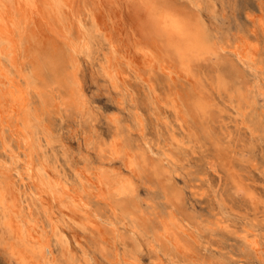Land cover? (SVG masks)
I'll return each mask as SVG.
<instances>
[{
	"label": "bare ground",
	"instance_id": "6f19581e",
	"mask_svg": "<svg viewBox=\"0 0 264 264\" xmlns=\"http://www.w3.org/2000/svg\"><path fill=\"white\" fill-rule=\"evenodd\" d=\"M141 2H142V5H144L145 3L155 2V0H141ZM169 2L173 5L172 12L178 18L182 26L183 34L181 37H177L175 39H171L168 35L162 34L156 27V22H155L152 11L148 8L143 7V12L147 17L145 24L149 26H147L148 28L146 27L147 34H144L146 35L144 37L147 38V42L143 44L142 46H140L139 50H140V56L143 60V69L141 70L147 73V75L149 74V77L145 79L142 78V79L149 81L153 77L164 76L166 74L171 75L173 73H178L180 75L182 72H184L183 73L184 75H186L187 77L189 76V78L190 76H192L195 78V80L197 78L199 82L201 81V78L199 76L200 68L204 66H212V67H218L221 70H224L222 71L223 73H227V75L223 74L221 78H218V75L216 74L218 78V82H217L218 85L224 86L228 82V80H233V81L237 80L240 74L238 66H236L234 63H230V60L226 57L227 55H225V51L227 48L223 44H219L220 42L218 43L217 41H214L211 38L208 32V29H207L208 27L204 26L205 23L203 19L201 18V15L199 14V12L192 7L188 8L186 6L180 5L178 0H169ZM83 8H87V5L85 4V0H0V140L2 141L1 143L4 144L5 151H7L8 148H10L11 150L10 163H8V161L6 160L0 159V224H1L0 229H3L4 231H6L7 235L11 239L10 240L11 250L9 249L11 252L10 255H12L15 258L14 260H16L18 264H63L64 261L67 264H85L86 261L84 262L83 258L75 254V251H74L75 246L72 247L69 241L70 238H68L67 230L69 229L67 228L71 227L72 225L73 226L76 225L79 228L83 229L84 231L89 232V235H91V237L93 236V240L99 246L97 248L105 251V250H108L107 249L109 247L108 244H111V246L115 248L114 257H117V255L119 256L118 251H117L118 242H120L119 244L122 243L124 245H127V241L132 240L131 244L133 247L136 248L135 249V252H136L137 247H138V242H139V239L137 237L139 235L142 237L145 235H149L150 248H151L150 250L155 253V258H154L155 264H204V261L201 260L203 257L199 259L200 253H195L194 251L195 246L192 242L194 240L193 232L197 230V226H193L192 224V222L194 221V216H191L189 215V213H187L188 212L187 205H186L187 203L185 201L186 199L183 193L184 190L182 191L177 186V184L175 183L173 179V171H174L173 168L175 167L173 162L175 164L177 163H176V160L172 156L170 157L167 155L168 157L166 156L165 158L162 157V159L156 160L151 155L148 154L149 156H145L142 153L141 156L139 157V153H136L134 149L133 150L135 152H132V150H129L128 148L129 145L124 144V141L121 142V141L115 140L116 143L114 145V149L111 147L113 149L114 154L110 157V159L121 158L125 166L124 168H117L116 166L113 165V163L107 162L106 160L104 161L103 159L105 157L109 158L108 156H106V153L104 152L100 154V161L98 163L93 164V162H85V164H83L79 168H76L74 179H71L65 176L61 177L59 172L56 171L58 169L55 170V168H52L49 164V158H48L47 152L43 147L42 137H44L48 143L54 140L53 138H52L53 140H50L51 134H50L49 128L51 124L53 123V118L51 115L56 114V113L69 112L73 110L71 113L79 116L84 113V109L86 107V98L84 96L85 91L84 92L82 91L83 90L82 72H81L82 66L80 62V54L84 52L86 48H89L93 34H92V31L84 24L83 19L81 17V10ZM262 25H263L262 29L264 33V24ZM237 38H238L237 41H234V44L232 43L233 45L231 47V51L234 53V56L236 57V59L241 60L244 63L250 62L251 64H255L257 61L258 50H259L256 36L248 35L244 37L243 35L241 37L238 34ZM112 47L113 49L116 47V45L113 42H112ZM213 57L216 58L215 62H212ZM105 71L107 72L109 78L111 79L113 86L116 87L115 89L119 87V80L121 79V77H123V79L126 78L124 76V72L122 71L119 73H114L113 75V72H111V67H107ZM209 75H211V73ZM164 80H166V77ZM134 85H136V83ZM194 86H197V85H194ZM173 87L175 88V86ZM194 90H197V92L194 93L193 91L189 90L193 92L194 95H192L191 97H188V100L185 99L186 105L188 108L186 111L192 116H195L198 118L199 117L204 118L206 116L208 117L209 112H210L209 108L214 106L215 104L214 105L211 104L210 106V101L208 97H206V95L203 93V91L200 88H196V89L194 88ZM184 95H185L184 93L182 94L177 93L174 95V97H172L171 100L168 99V101L165 103V104L168 103L169 105L171 104L172 106H174V108L177 110V112L181 116H182V113H180L181 110H180L179 98ZM227 95H228V92H227ZM167 98H168V95H167ZM246 98L247 96L244 97V99ZM256 101L257 100L254 99L255 103ZM181 105H182V101H181ZM237 107H238V104H237ZM89 111L91 112V110ZM214 116L209 117V118L206 117V118L209 120L210 118L211 119L213 118V121H214ZM71 117H72V114H71ZM129 117H130V114H129ZM92 120H93V117H92ZM117 121H114V122H117ZM127 123L126 125H128ZM83 125L85 126L84 123ZM113 126L115 127V125ZM197 127L199 128V126ZM119 129L122 130L119 127L118 132H119ZM230 129H233V128H230ZM207 130L209 131L210 129H207ZM199 131H200V128H199ZM220 131H222V129ZM223 133L225 134V132ZM7 136H11L16 141L17 147L20 149L19 151L17 152L14 151V149L11 147V144L6 141ZM221 137L223 136L221 135ZM84 139H86L85 136H84ZM170 139H173V138H170ZM216 139L218 140V138ZM102 140H99V141H102ZM222 140L224 141V139ZM84 141L85 143L87 142L86 140ZM85 143L83 144L84 146H85ZM90 143L92 144V141H90ZM213 143L214 145H216L215 142ZM203 145L204 144H201V147ZM203 149H206V148L204 147ZM247 149H248V146H247ZM157 150H159L158 147H157ZM242 151L243 150H240V148L235 147V146L234 147L231 146V148L228 147V149L226 148H223V150L220 149L219 152L215 156H209L207 165L213 171L217 172V166L227 161L228 164H225V166L227 167L226 171L229 172L227 173V175H228V178L232 182V186L238 191V193L239 191H244L246 192V197L247 195H250L253 197L255 193L254 192L252 193V191H250L251 189H249L248 187L250 185H245L244 184L245 182L243 183L241 181L242 179L241 177H239L240 175L238 176V174L233 171L234 169L233 168L234 166L233 165L234 164L233 155H240ZM206 152L209 153L208 151ZM197 154L199 153H196L195 155ZM250 155L251 154L249 153V156ZM254 156L255 155H253V157ZM140 158H143V159H140ZM20 160H22V162H20ZM247 162H250V161H247ZM253 162L251 163L254 164ZM20 165L22 167H20ZM254 165H256V163ZM255 169L256 168H254V170ZM13 170H15L16 173L18 174L17 178L14 177V173L12 172ZM139 172H145L148 175H151L152 177L157 178L158 181L162 184V187L164 186L163 190H164L165 200L167 203L165 207L166 213L164 211V214H163V212H159L157 211V209L154 210V208L152 207L148 209V206H149L148 203L143 204L144 202L142 203L139 200L138 198L139 190L137 186L138 181H136V178H135V176L140 174ZM242 172L243 171H241V173ZM251 173L255 174L256 172H251ZM25 177H27L28 180L25 181ZM214 178L215 177L211 179H214ZM141 181L143 180L141 179ZM249 184L251 183L249 182ZM22 185H25L27 187V191H28L27 194H25L26 188H24V190L21 191L20 186ZM150 186L152 187V185ZM196 187L198 188L194 190V193H197L200 196L208 193L207 192L208 189L205 188V185H203V183H200L199 185L195 186V188ZM249 199L251 198L249 197ZM147 200L149 201V199ZM225 205L223 203V206ZM220 210H221V207H220ZM226 213H228V211ZM236 213L238 214V211H236ZM240 215L242 214L239 213V216ZM254 219H256V216ZM225 223H227L226 218L224 217L217 218L218 226H221V227L224 225L230 226ZM244 223L247 224L246 221ZM198 224L203 225V223H198ZM73 230H75V228ZM243 232L244 233L241 236L252 247V249H254L257 252V250L260 249V244H261V241L259 239L260 236L258 237L255 231L251 232V231L244 230ZM203 237L205 236L203 235ZM243 238H240V239H243ZM239 241L241 242V240ZM82 242L85 243L84 241ZM196 242H199V241H196ZM156 243H160L159 247L156 246ZM55 247H59L60 258H57L54 255ZM262 248L264 249V247ZM172 249L173 251H171ZM210 249L211 248H209V250ZM219 251L221 250L219 249ZM238 251L240 250L238 249ZM130 253H133V252L130 251ZM84 254H85L84 259H87L86 253ZM126 254L127 253H125L124 255L125 256L124 259H128V256L126 258ZM190 255H193V256L190 257ZM252 255L254 254L252 253ZM164 257L167 259H165Z\"/></svg>",
	"mask_w": 264,
	"mask_h": 264
},
{
	"label": "rangeland",
	"instance_id": "374dc122",
	"mask_svg": "<svg viewBox=\"0 0 264 264\" xmlns=\"http://www.w3.org/2000/svg\"><path fill=\"white\" fill-rule=\"evenodd\" d=\"M178 2L182 6H186L188 8L192 7L195 10H197L205 23L204 26L208 27L206 28L208 29V32L211 38L214 41H217L218 43L220 42L219 44H223L227 48L225 51V55H227L226 57L230 60V63H234L236 66H238V69L240 71V74L237 80L235 81L228 80V82L226 83L227 85L226 84L224 85L225 87L218 85L217 83L218 78H221L223 74L227 75V73H223L222 71L224 70H221L218 67H212V66H204L200 68V71H199L200 74L199 73L198 74L201 78V81L199 82L197 78L195 80V78L192 76H190V78L189 76L187 77L186 75L183 74L184 72H182L180 75L178 73H173L171 75L166 74L164 76L153 77L151 80H149L150 82L147 80H143L142 78L144 79L148 78L149 74L147 75V73L141 70L143 69V60L140 56L139 49H140V46H142L143 44L147 42V38L144 37L146 35L144 34H147V28H148L147 26L149 25L145 24L147 17L143 12L141 0H92V1L85 0V4L87 5V8H83L81 10V17L83 19L84 24L92 31V34H93L89 48H86L85 51L80 54V62L82 66L81 67L82 86H83L82 91L83 92L85 91L84 96L86 98V107L84 109V113L79 116L71 113L73 110L69 112L56 113V114L51 115L53 118V123L51 124L49 128V131L51 134L50 140H53V139L54 140L48 143L45 140V138L42 137L43 147L47 152L50 166L52 168H55V170L58 169L56 171L59 172L61 177L65 176L71 179H74L75 177L76 168H79L80 166L85 164V162H93V164L98 163L100 161V154L102 152L106 153V156L109 157V158L105 157L103 159L104 161L106 160L107 162L113 163V165L116 166L117 168H124L125 166L121 158L110 159V157L114 154L113 149L116 143L115 140L121 141V142L124 141V144L129 145L128 147L129 150H132V152L136 151V153H139V157L141 156L142 153L145 156L151 155L156 160L162 159V157L165 158L167 155L170 157L172 156L176 160V163H177L175 164L173 162V164L175 165V167L173 166L174 167L173 168L174 169L173 179L175 183L177 184V186L182 191L184 190L183 193L186 199L185 201L187 203L186 204L187 211H188L187 213H189V215L191 216H194V221H193L194 223L192 221L191 222L193 226H197V230L193 232L194 240L192 242L195 246L194 248L195 253H200V255L202 253L203 255V256L199 255L200 257L199 259L203 257L201 260L204 261V264H226V263L227 264H264V251H263L264 249L262 248L264 247V239H263L264 238L263 237L264 236V204H263L264 203V108H263L264 107V79H263L264 78V33L262 29V26H263L262 24H264V3H262V0H203V1L202 0H199V1L198 0H178ZM238 34L241 37L243 35L244 37L248 35L256 36L259 50H258L257 61L255 64H251L250 62L244 63L243 61L236 59V57L234 56V53L231 51V47L234 44V41H237L238 39L237 38ZM112 42L116 45L114 49L112 47ZM215 61H216V58L213 57L212 62H215ZM107 67H111V72H113V75L114 73H119L121 71L124 72V76L126 78L123 79V77H121V79L119 80V87H117V89H115L116 87L113 86L111 79L109 78L107 72L105 71ZM210 73L211 75H209ZM216 74L218 75V78ZM201 76L202 77L204 76V77L202 78ZM210 76L212 77V79ZM165 77H166V80H164ZM188 81L189 82L191 81V82L189 83ZM135 83L136 85H134ZM111 85L113 86V88ZM194 85H197V86H194ZM173 86H175V88ZM194 88L195 89L200 88L203 91V93L206 95V97H208L210 101V106L211 104L212 105L215 104L214 106L209 108L210 109L209 115L208 117L206 116L207 118H209L215 115L217 118L214 116V121H213V118L212 119L210 118L209 120L206 117H204L205 118L204 119L202 117L198 118V117L192 116L186 111L188 108H187L185 99L188 100V97H191L192 95H194L193 92L194 93L197 92V90H194ZM223 89L226 91H224ZM227 92H228L229 97L231 98L228 97ZM174 93L175 94L177 93L185 94L184 96L179 98L180 110H181L180 113H182V116L177 112L174 106H172L171 104L170 106L168 103L165 104L168 101V99L171 100L172 97H174L175 95ZM167 95H168V98H167ZM246 96L247 98L244 99V97ZM254 99L257 100L256 103L254 102ZM181 101H182L183 107L181 105ZM237 104H238V107H237ZM89 110H91V112ZM243 110L245 111V113ZM157 112L159 113V115L160 114L161 115L159 116ZM235 112L237 115L235 114ZM71 114L73 118L71 117ZM129 114H130L131 119L129 117ZM239 116H241L242 118ZM92 117H93V120H92ZM136 118L138 121L136 120ZM114 121H117V122H114ZM83 123L85 124V126L83 125ZM88 123L90 126L88 125ZM126 123L128 125H126ZM248 123H250L251 125ZM113 125H115V127ZM197 126H199L200 131ZM119 127L122 130L119 129V132H118ZM136 127L139 129H137ZM206 128L210 130L208 131ZM230 128H233V129H230ZM221 129L222 131H220ZM120 131L123 133H121ZM223 132H225V134ZM221 135L223 137H221ZM84 136L86 139H84ZM153 138L156 140H154ZM170 138H173V139H170ZM214 138L215 139L218 138V140L220 141H218L217 139L215 140ZM83 139L87 141L86 142L87 145ZM222 139H224V141ZM99 140H102V141H99ZM6 141L11 144V147L14 149V151L17 152L20 150L17 147L16 141L11 136H7ZM90 141H92L93 145L90 143ZM153 141L156 143V145ZM1 142L2 141L0 140V159L6 160L8 161V163H10L11 150L10 148H8V150L5 151L4 144ZM213 142H215L216 145H214ZM84 143L86 147L83 145ZM201 144H204V145L201 147ZM231 146L232 147L235 146V147L240 148V150H243L240 155H233L234 157L233 158L234 160L233 168L235 169V170L233 169V171L236 172L238 176L240 175L239 177H241L242 179L241 181L243 183L245 182L244 183L245 185H250L252 187L251 188L250 186H248L249 189H251L250 191H252V193L253 192L255 193L253 197L250 195H247L246 197V192L244 191H239L238 193V191L232 186V182L228 178V175H227V173L229 172L226 171L227 167L225 166V164H228L227 161L217 166V172L213 171L207 165L209 156H215L219 152L220 149L221 150H223V148L228 149V147L231 148ZM247 146L249 150L247 149ZM157 147L159 150H157ZM204 147L207 150L203 149ZM206 151H208L209 153H207ZM196 153H199L200 156L201 155L202 156L200 157L199 154L195 155ZM249 153L251 154L250 156H249ZM86 154H88L89 156ZM253 155L255 156L253 157ZM249 158H251L252 160ZM140 159H143V158H140ZM247 161H250V162H247ZM20 162H22V160H20ZM251 162H253L254 164L256 163V165L252 164ZM20 167L22 166L20 165ZM254 168L256 169L254 170ZM241 171L243 172L241 173ZM12 172L14 173V177L17 178L18 174L16 173V171L13 170ZM251 172H256L257 174L256 173L254 174ZM139 173H140L139 175L135 176L136 181H138L137 186L139 190V193H138L139 200L142 203L144 202L143 204L148 203L149 205L148 209L152 207L154 208V210L157 209V211L163 212L164 214L165 207L167 205L166 200H165L164 190H163L164 186L162 187V184L158 181L157 178L152 177L151 175H148L145 172H139ZM247 174H249L250 176ZM252 175L255 178H253ZM213 177L215 178L211 179ZM249 177L250 179L252 178L251 179L252 181L249 179ZM141 179L144 182L141 181ZM26 180H28L27 177H25V181ZM249 182L251 184H249ZM200 183H203V185H205V188L208 189L207 191L208 193L202 196L198 195L197 193H194V190L198 188V187L195 188V186L199 185ZM150 185H152V187ZM20 187H21V191H23L24 188H26L25 194L28 193L27 187L25 185H22ZM220 195L222 196V198ZM249 197L251 199H249ZM147 199H149V201ZM223 203L224 205L225 204L226 205L223 206ZM188 205L191 209L188 207ZM257 205L260 207H258ZM220 207H221V210H220ZM226 209L228 213H226L227 212ZM236 211H238V214L236 213ZM239 213L242 215L239 216ZM255 216H256V219H254ZM219 217L226 218L227 223L225 224H228L230 226H226V225L222 227L218 226L217 218ZM245 221L247 222V224L244 223ZM198 223H203V225L198 224ZM0 228H1V224H0ZM74 228L76 231L73 230ZM67 229H69L67 230L68 238H70L69 241L72 247L75 246L74 247L75 254L83 258L84 262L86 261L85 264H111V263L112 264H126V262L127 264H134V263L136 264H155V261H154L155 253L150 250L151 248H150L149 235H145L143 237L139 235L137 237L139 239V242H138V247H137L136 252L138 253L135 252L136 248L133 247L131 244L132 240L131 241L128 240L127 245H124L122 243L119 244L120 242H118L117 251H118L119 256L117 255V257H114L115 248L111 246V244H108L109 246L107 248L108 250L103 251L97 248L99 246L93 240V236L91 237V235H89V232L84 231L83 229L79 228L76 225L74 226L72 225L71 227H68ZM244 230L251 231V232L255 231L258 237L260 236L262 238L261 239L259 237L261 244H260V249L257 250L258 253L254 249H252V247L241 236L244 233L243 232ZM70 234L73 236H71ZM203 235L205 237H203ZM75 237L78 239H76ZM196 237L198 240L196 239ZM205 238L207 239V241ZM240 238H243V239H240ZM10 240L11 239L7 235L6 231H4L3 229H0V264H18L17 261L14 260L15 258L12 255H10L11 254ZM239 240H241V242ZM82 241H84L85 243H83ZM196 241H199L201 244ZM159 245L160 243H156L157 247H159ZM200 246L203 248H201ZM209 248L211 249L209 250ZM219 249L221 251H219ZM238 249L240 251H238ZM130 251L133 252L134 254L130 253ZM171 251H173V249ZM123 252L127 253L126 258L128 256L129 260L124 259L125 253ZM84 253H86L87 259H84L85 258ZM252 253L254 255H252ZM54 255L57 258H60L59 247H55ZM191 256L193 255H190V257ZM137 258L138 259L140 258V259L138 260ZM116 260L118 261V263ZM63 264H67V263L64 261Z\"/></svg>",
	"mask_w": 264,
	"mask_h": 264
},
{
	"label": "snow or ice",
	"instance_id": "6c2138e0",
	"mask_svg": "<svg viewBox=\"0 0 264 264\" xmlns=\"http://www.w3.org/2000/svg\"><path fill=\"white\" fill-rule=\"evenodd\" d=\"M142 7L152 11L156 27L162 34L168 35L171 39L182 36V26L172 12L173 5L169 0H155V2L145 3Z\"/></svg>",
	"mask_w": 264,
	"mask_h": 264
}]
</instances>
